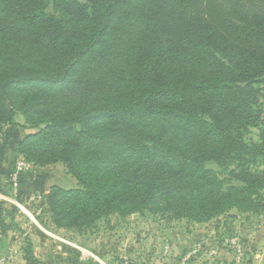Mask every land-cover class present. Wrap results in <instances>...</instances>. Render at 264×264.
Wrapping results in <instances>:
<instances>
[{
  "label": "trees",
  "instance_id": "trees-1",
  "mask_svg": "<svg viewBox=\"0 0 264 264\" xmlns=\"http://www.w3.org/2000/svg\"><path fill=\"white\" fill-rule=\"evenodd\" d=\"M262 85L264 0H0V166L21 110L98 214L264 211Z\"/></svg>",
  "mask_w": 264,
  "mask_h": 264
},
{
  "label": "rangeland",
  "instance_id": "rangeland-1",
  "mask_svg": "<svg viewBox=\"0 0 264 264\" xmlns=\"http://www.w3.org/2000/svg\"><path fill=\"white\" fill-rule=\"evenodd\" d=\"M15 120L20 127L0 166L1 218L7 227L0 228V264H26L25 240L45 264H264V211L233 209L207 221L180 218L172 208L154 206L129 214L95 213L80 203V197L67 195L83 187L76 174L90 170L71 169L60 161L28 162L19 153L20 144L37 129L29 126L21 110ZM246 138L257 142L258 129H251ZM50 156V148L30 152L32 160ZM18 162L25 166L15 189L12 178ZM260 170L264 174V165ZM237 183L232 178L229 184ZM53 209L60 215L56 217ZM68 210L66 217L62 211ZM258 239L263 243L255 246Z\"/></svg>",
  "mask_w": 264,
  "mask_h": 264
},
{
  "label": "built area",
  "instance_id": "built-area-1",
  "mask_svg": "<svg viewBox=\"0 0 264 264\" xmlns=\"http://www.w3.org/2000/svg\"><path fill=\"white\" fill-rule=\"evenodd\" d=\"M25 166V163H19L17 164L16 168H15V171H14V174H13V178H12V185L14 186L15 189H17V183H16V180H17V176L21 173L23 167ZM19 206V205H18Z\"/></svg>",
  "mask_w": 264,
  "mask_h": 264
},
{
  "label": "crops",
  "instance_id": "crops-1",
  "mask_svg": "<svg viewBox=\"0 0 264 264\" xmlns=\"http://www.w3.org/2000/svg\"><path fill=\"white\" fill-rule=\"evenodd\" d=\"M264 242V241H263ZM262 242V240L261 239H258L257 241H256V245L255 246H260L261 245V243H263ZM22 260V259H21Z\"/></svg>",
  "mask_w": 264,
  "mask_h": 264
}]
</instances>
